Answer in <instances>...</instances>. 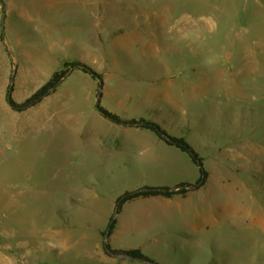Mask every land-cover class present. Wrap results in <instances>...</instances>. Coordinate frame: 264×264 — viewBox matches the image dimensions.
Listing matches in <instances>:
<instances>
[{"label": "rangeland", "instance_id": "374dc122", "mask_svg": "<svg viewBox=\"0 0 264 264\" xmlns=\"http://www.w3.org/2000/svg\"><path fill=\"white\" fill-rule=\"evenodd\" d=\"M0 1L4 263L73 264L51 235H94L96 226H71L68 213L92 219L126 192L193 181L196 169L157 150L154 134L99 114L100 93L108 112L190 143L223 213L207 244L173 234L165 249L151 239L146 255L157 264H264V0ZM70 62L98 74L101 87L74 69L36 106H8L13 74L11 98L21 102ZM82 189L88 198L68 212Z\"/></svg>", "mask_w": 264, "mask_h": 264}, {"label": "crops", "instance_id": "0c3cea01", "mask_svg": "<svg viewBox=\"0 0 264 264\" xmlns=\"http://www.w3.org/2000/svg\"><path fill=\"white\" fill-rule=\"evenodd\" d=\"M157 141H159L155 142V145L158 146L157 150L173 157L180 164L194 167L197 172L191 182L178 179L171 184L156 185L154 187H174L182 183L194 184L199 178V172L187 155L165 145L160 140ZM168 164L170 166L160 168L161 173L170 172L173 169L172 162H168ZM208 179L209 177H207L203 186L188 191L184 196L141 198L124 204L120 213L115 217L114 229L107 240L110 249L139 250L155 261L153 257L146 255L141 249L152 240H154L155 245L164 249L168 247V236L173 234L177 237L179 235L200 236V244H207L208 239L212 241L214 228L223 223L224 217L222 212L215 215L213 198L207 192ZM86 192V189L77 190L73 197H69L68 212H71L69 210L71 209L70 203L72 200L82 202L88 198ZM116 199L117 197H114L109 199L106 204H100L92 219L82 213L73 211L68 213V218L72 219L69 225L96 226L94 227V235L87 233L71 234L69 232L51 235V240L56 241L63 248L64 254H68L67 258L74 260L73 264H147L115 257L105 252L102 234L109 224ZM153 232H156V235L158 234L157 236L160 237L155 240L156 235H153ZM0 250H2L0 260L3 261L2 264H6L4 261L10 255L9 250L2 248Z\"/></svg>", "mask_w": 264, "mask_h": 264}, {"label": "trees", "instance_id": "16d2710c", "mask_svg": "<svg viewBox=\"0 0 264 264\" xmlns=\"http://www.w3.org/2000/svg\"><path fill=\"white\" fill-rule=\"evenodd\" d=\"M71 69H77L83 74L90 76L91 78L101 79V77L95 72L91 71L87 66L79 62L65 63L62 70H59L51 75V77L43 83L38 89H36L31 95L23 99L21 102H15L11 97H7L8 90L6 92V103L15 112H23L33 106L39 104L43 99L56 92L57 87L61 84L64 78L70 73ZM9 88V87H8ZM101 115L110 120L112 123L121 126L134 127L140 130L149 131L154 134L158 140L163 142L169 147H173L180 152L187 155L192 164L198 169L199 178L194 184L182 183L174 187H150L145 186L132 192H126L116 199L115 204H119L117 208V215L120 213L124 204L137 199H145L150 197H165L172 198L173 196H184L188 191L198 189L205 184L208 177L207 172L204 169L203 159L194 150V148L183 138L170 136L164 129L158 124L140 119H122L121 117L108 112L100 107ZM180 187H184L180 189ZM110 222V221H109ZM115 219L110 226V232L108 238L114 229ZM105 233V232H104ZM104 233L102 236H104ZM108 240V239H107ZM105 252L109 255L125 256L127 259L144 262L147 264H157L151 258L142 254L139 250H112L106 242Z\"/></svg>", "mask_w": 264, "mask_h": 264}, {"label": "water", "instance_id": "95a60500", "mask_svg": "<svg viewBox=\"0 0 264 264\" xmlns=\"http://www.w3.org/2000/svg\"><path fill=\"white\" fill-rule=\"evenodd\" d=\"M0 8H1V14H0V25H1V35H2V38H4V20H5V14H4V6H3V2L0 1ZM74 69H71L70 72H72ZM98 83H99V86L101 87V81L97 78H95ZM13 82H14V74L11 76L10 78V81H9V88H8V94H7V97H11V94H12V88H13ZM100 97H101V94L98 93L97 95V98H96V104H95V109L96 111L99 113V114H102L101 111H100ZM184 187H180V189H183ZM119 204L117 203L116 204V208H115V211L113 213V216L112 218L110 219V222H109V225L104 233V236H103V246H104V249L107 250L106 248V242H107V239H108V235H109V232H110V226H111V223L112 221L115 219V216L117 214V208H118ZM115 257H119V258H127L125 256H119V255H113Z\"/></svg>", "mask_w": 264, "mask_h": 264}]
</instances>
